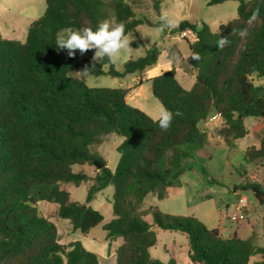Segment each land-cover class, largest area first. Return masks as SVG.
I'll list each match as a JSON object with an SVG mask.
<instances>
[{
	"label": "trees",
	"instance_id": "trees-1",
	"mask_svg": "<svg viewBox=\"0 0 264 264\" xmlns=\"http://www.w3.org/2000/svg\"><path fill=\"white\" fill-rule=\"evenodd\" d=\"M164 1L152 0L157 20L151 22L128 0H45L46 11L30 24L24 42L0 35V264H101L81 241L60 243L57 226L40 214L38 203L58 205V217L87 235L104 221L91 203L108 186L115 189L113 218L102 228L108 238L123 239L116 264H177L175 259L164 263L152 257L150 249L157 244L153 227L186 234L193 264H249L257 255L263 259L254 264H264V246L256 244V235L225 238L192 215L167 214L156 206L143 209L147 196L164 199L168 189L193 168L205 183L220 184L209 177L200 156L209 139L200 125L210 116L220 117L217 135L229 147L248 135L246 118L264 119V0H209V6L238 4L237 17L215 31L205 22L189 20L165 29L169 34L193 35L194 40L187 42L196 70L189 90L178 80L175 68L151 79L153 96L172 113H181L166 132L156 119L127 102L133 88H92L69 76L86 65L94 76L143 72L157 64L158 46L126 61L123 72L107 58L93 62V56L82 58L79 51L73 58L55 46L58 33L69 28L95 30L105 19L122 22L127 35L144 24L160 26ZM257 8L260 18L249 35H230L233 28L247 27ZM222 37L231 43L219 51L216 44ZM195 54L198 61L192 58ZM110 134L122 138L114 170L92 152ZM96 160L104 167L93 177L73 170ZM244 162L264 168V134L258 146L245 150ZM236 171L244 182L234 190L249 191L264 205V183L251 181L245 166ZM83 182H91L84 203L70 200L60 187ZM149 215L152 223L145 219Z\"/></svg>",
	"mask_w": 264,
	"mask_h": 264
},
{
	"label": "rangeland",
	"instance_id": "rangeland-1",
	"mask_svg": "<svg viewBox=\"0 0 264 264\" xmlns=\"http://www.w3.org/2000/svg\"><path fill=\"white\" fill-rule=\"evenodd\" d=\"M134 1H137L134 4ZM209 0H165L161 5V15L167 14L171 17H175L178 21L189 20L194 23H207L210 28L215 31L221 24H225L237 17V2L226 1L219 5H208ZM129 3L133 4L136 11L145 14L151 22L157 20V15L152 8V0H128ZM46 11L45 0H0V35L3 38L10 40H19L24 42L27 38V33L30 24L39 19L44 15ZM132 40L130 49L122 51L120 58L114 63L115 68L119 72L124 71V63L128 60H135L146 54V51L152 46L156 45L161 51V56L154 68L147 69L143 72H136L132 74H126L123 77H113L110 75L94 76L89 73L87 77L73 75L81 71L83 68H78L71 73L70 77L79 78L85 82L89 87L92 88H129L130 86H136V77L141 76L144 78L142 85L136 87L127 97V102L136 108H139L146 112L149 116L156 119L158 110L162 105L152 94L151 91V79L157 75H160L161 70H164L165 66V53L163 49H169L171 56L177 55V46L180 47L185 60L180 62L181 71L178 74L179 79L182 81V76H185V66H190V50L187 39L190 41L194 40L193 35L189 31L181 34H169L165 29L160 31V26L155 24H144L137 31L128 34ZM173 43H176L172 46ZM94 55V50L90 53L80 55L83 57H89ZM163 67V68H162ZM192 69V68H191ZM182 85L187 88V84L182 81ZM254 118H247L246 123L250 125ZM258 123L255 122L253 127ZM258 136L251 135L245 137L241 141V146L250 147L252 145L259 144L260 137L264 134V126L258 132ZM122 142V138L116 134H110L102 138L101 143L95 144L92 147V152L95 155H100L106 161L107 166L114 170L119 160V154L116 151V147ZM227 162L230 165L241 168L242 166L247 167L248 177L251 181H257L264 183V168L260 163L246 164L244 162V154L239 147H232L229 153V159L227 160L225 155L218 151L214 157V160L208 166L209 172L212 174L218 173L224 170ZM218 165V167H217ZM223 168V169H222ZM74 172L87 174L93 177L98 169L94 163H87L85 165H75L73 167ZM190 177H194L193 173L189 174ZM227 176H229L226 173ZM224 178L226 183L231 182L228 177ZM196 178V176H195ZM244 179H241V183ZM199 189L202 191H208L210 189L215 190L216 200L209 201L210 205H219L223 208L224 219L227 216L236 214L234 206L235 198L232 191L228 192L226 188L221 186H210L201 182H197ZM91 185V182H83L79 186L73 183H61V189L67 191L70 194V200L78 201L80 203L85 202L87 191ZM240 185V184H238ZM115 193L114 186H108L103 191L95 195V199L91 205L96 210L100 211L104 216V221L101 225L91 229L89 234L84 235L79 231H74L72 225L68 220L58 217L57 210L58 205L40 201L38 203V209L41 215L54 222L57 226L60 243L68 245L73 241L79 240L82 242L84 247L98 255L101 264H116V252L118 247L122 244V238L110 239L107 236V232L102 228L103 224L110 222L113 218L112 214V202ZM159 204L163 210H168V206H173V200L167 199L163 202L157 198L148 196L145 200L144 207L150 208ZM226 205L230 208H226ZM261 215H264V205L258 211ZM145 219L152 223V217L146 216ZM158 232L159 246L153 250L154 256H158V253H164L165 245L170 246L173 241L186 242L188 241L183 233L178 232L179 236L174 237L171 232L155 227ZM262 227L259 226L257 229L258 239L256 244L264 245V236L260 233ZM168 233V234H164ZM158 252V253H157Z\"/></svg>",
	"mask_w": 264,
	"mask_h": 264
},
{
	"label": "crops",
	"instance_id": "crops-1",
	"mask_svg": "<svg viewBox=\"0 0 264 264\" xmlns=\"http://www.w3.org/2000/svg\"><path fill=\"white\" fill-rule=\"evenodd\" d=\"M175 44L176 43H173L172 46H174ZM169 49L168 50L163 49V52L165 53L166 62H165L164 68L162 67L164 70H161V71L165 72V71L171 70L172 68H175L177 72L178 80L180 81L181 84H183L182 81L185 82L187 84V88H185L183 85L182 86L187 90L191 89L195 82L196 70L192 68L191 62H190L191 67L187 65L185 66L186 75L182 76V81H181L178 77V74L181 71L180 62L182 60H185V64H187L186 59L184 58V55L179 46H177L178 51H177L176 56H171V54L169 53ZM159 59H158V62H159ZM158 62L156 65H158ZM155 66H153L152 68H154ZM135 80H136V86L129 87V88H133V90L136 87L138 86L140 87L142 85L144 78L141 76H137ZM246 119H245V124L249 130V133L247 136L251 135L252 133L254 134L255 137L258 136L259 130L261 129V127L264 126V119L254 118L250 125H247ZM255 122L258 124L253 127V124H255ZM221 125H222L221 121L218 123H212L208 125V127L205 124L200 125V129L209 135V139L205 146V150L200 154L201 158L203 159V164L207 167V169H208V166H210V164L214 160V157L218 151L224 154L226 159L228 160L229 153L231 152L232 147H239L242 150L243 154L245 150L247 149V147L241 146V141L244 138L237 140L236 142L233 143L232 146L229 147L224 142V140L217 135V130L218 128H220ZM258 145L259 144H257V146ZM190 173H193L194 177H190L189 175ZM226 173L229 176H227ZM226 176L231 179V182L226 183L224 181V178ZM209 177H213L220 182V184H214L210 186L213 187V186L218 185L223 188H226L228 192L232 191L234 193L235 198L237 197L236 201L234 202V206L237 211L236 214H238L240 208L243 205H245L244 208L247 213V219L245 221L234 224L232 223L230 216H227V219L225 220L224 219L225 216L223 215V208L216 204L210 205L209 201L216 200L215 190L210 189L208 191L206 190L201 191L199 189L197 182L198 183L201 182L204 184H207V183H205L203 175L196 168H193L190 171H186L181 176L180 182L177 185L168 189V194L164 199L160 200L157 198V196L153 194L149 196L153 198H157L161 202L167 199H172L173 206H168V210H163L159 204H155V206L158 207L162 212L167 213V214L192 215L196 217L199 221L204 223L209 229H218L220 234L225 238L232 237L233 235H237L242 239H248L252 235H256V240H257L258 239L257 235L259 233L257 232V229L259 228V226L262 227V231L260 233L262 234V236H264V233H263L264 215H261L258 212L259 209L261 208V204L254 198L251 192L249 191L243 192L241 190H234L235 186H237L238 184H241V179H242L237 173L236 167L230 165V163L227 162L222 172L221 171L219 172V170H218V173H215V174H212L209 172ZM226 208L229 209L230 206L226 205ZM143 209H148V208H145L143 204ZM153 229L157 235V244L150 249V253L153 258L158 259L164 263L169 262L171 259H175L177 264H193L190 259L189 241L177 242L175 240L172 242L170 246L165 245V247L163 248L164 253L157 252L159 255L154 256L153 250L159 246V239H158V232L156 231L155 227H153ZM167 231L171 232L170 234H173L174 237L179 236L177 233L180 232V231H171V230H167ZM164 234H168V233H164ZM184 235L187 238V235L186 234ZM259 246H264V245H259ZM262 259L263 258L260 255L253 256L249 264H254L256 262L262 261Z\"/></svg>",
	"mask_w": 264,
	"mask_h": 264
},
{
	"label": "clouds",
	"instance_id": "clouds-1",
	"mask_svg": "<svg viewBox=\"0 0 264 264\" xmlns=\"http://www.w3.org/2000/svg\"><path fill=\"white\" fill-rule=\"evenodd\" d=\"M260 18V10L257 8L253 11L247 20V27L243 29L233 28L230 35L246 38L249 35V28L255 24ZM160 31L164 29H174L178 27L179 21L175 17L162 14L161 15ZM132 40L125 32V25L122 22H113L110 19H105L98 22L95 30L91 27H83L80 29H66L57 34L55 46L59 50H67L69 57H75L76 52L79 51L81 55L90 50H94L92 57L93 62L102 61L107 58L110 62L115 63L119 58L122 51L129 50ZM231 41L228 37H222L217 41L219 51H223L225 47L229 46ZM196 61L200 59L198 54L192 56ZM90 73L86 65L81 71L71 73L73 75L87 77ZM181 113H172L165 106L161 105L157 116L156 122L161 131H168L171 127L172 121L175 116Z\"/></svg>",
	"mask_w": 264,
	"mask_h": 264
},
{
	"label": "built area",
	"instance_id": "built-area-1",
	"mask_svg": "<svg viewBox=\"0 0 264 264\" xmlns=\"http://www.w3.org/2000/svg\"><path fill=\"white\" fill-rule=\"evenodd\" d=\"M221 119L218 115H212L210 116V118L204 123L207 127L208 125L212 124V123H218L220 122ZM245 205H243L240 210H239V213L236 214V215H233L230 217L232 223H240V222H243L247 219V213H246V210H245Z\"/></svg>",
	"mask_w": 264,
	"mask_h": 264
},
{
	"label": "water",
	"instance_id": "water-1",
	"mask_svg": "<svg viewBox=\"0 0 264 264\" xmlns=\"http://www.w3.org/2000/svg\"><path fill=\"white\" fill-rule=\"evenodd\" d=\"M94 165L97 167L98 170L104 167V164L100 161H94ZM85 207V206H84Z\"/></svg>",
	"mask_w": 264,
	"mask_h": 264
}]
</instances>
